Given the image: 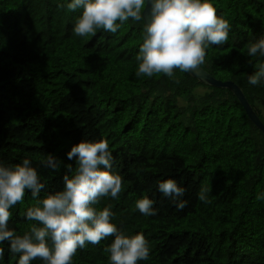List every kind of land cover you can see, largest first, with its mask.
I'll return each instance as SVG.
<instances>
[{"label":"trees","instance_id":"obj_1","mask_svg":"<svg viewBox=\"0 0 264 264\" xmlns=\"http://www.w3.org/2000/svg\"><path fill=\"white\" fill-rule=\"evenodd\" d=\"M231 24L223 46L206 50L200 67L220 81L238 85L264 125V85L247 75L264 57H249L250 43L264 36V0H213ZM63 0H0V160L38 163L52 154L62 161L53 172L40 167L48 192L62 189V177L77 167L66 153L82 139L104 138L113 170L123 178L111 206L112 222L126 233L142 232L150 259L139 264H264V134L228 90L198 82L189 73L136 77L135 56L143 21L129 20L115 33L98 30L81 38L72 31L79 11ZM174 178L186 188L181 211L157 189ZM211 186V203L197 194ZM143 195L157 215L135 207ZM34 201L11 209L18 233ZM114 237L78 249L73 264H110L105 252ZM5 247L2 264H17ZM32 264H41L36 259Z\"/></svg>","mask_w":264,"mask_h":264},{"label":"clouds","instance_id":"obj_2","mask_svg":"<svg viewBox=\"0 0 264 264\" xmlns=\"http://www.w3.org/2000/svg\"><path fill=\"white\" fill-rule=\"evenodd\" d=\"M146 5L149 7L146 10ZM62 7L69 12L79 11L72 31L78 37L96 36L98 30L115 34L125 22L144 21L142 42L135 56L136 77L151 78L163 74L175 79L176 70L192 73L205 61L206 50L223 46L229 39L231 24L217 14L213 0H63ZM249 57H264V36L250 43ZM247 75L252 86L264 85V62L255 65ZM77 167L62 177L63 187L48 192L43 198L45 182L39 168L53 172L61 168L62 161L52 154L42 155L38 163L23 158L19 163L7 164L0 160V264L5 247L17 257V264H73L78 249L88 244L97 245L114 237L105 247L110 264H139L150 259V247L142 232L126 233L112 222L111 206L98 208L101 198L118 199L123 178L113 170L114 157L106 139H82L66 153ZM157 189L172 200L178 210L188 201L182 199L186 188L174 178L159 182ZM30 195L34 201L23 212L24 219L32 223L18 233L10 227L11 211L25 202ZM209 182L202 185L197 198L211 203ZM264 201V192L256 197ZM155 201L148 195L136 200V209L146 217L157 215Z\"/></svg>","mask_w":264,"mask_h":264},{"label":"water","instance_id":"obj_3","mask_svg":"<svg viewBox=\"0 0 264 264\" xmlns=\"http://www.w3.org/2000/svg\"><path fill=\"white\" fill-rule=\"evenodd\" d=\"M148 7L149 5H146V10ZM189 75L195 78L198 82L205 85L228 89L237 98L238 102L243 106L249 120L264 134V125L247 102L241 88L238 85H236L232 81L217 80L206 71H204L200 66L197 70L189 73Z\"/></svg>","mask_w":264,"mask_h":264}]
</instances>
